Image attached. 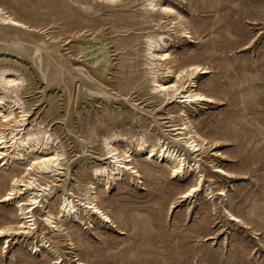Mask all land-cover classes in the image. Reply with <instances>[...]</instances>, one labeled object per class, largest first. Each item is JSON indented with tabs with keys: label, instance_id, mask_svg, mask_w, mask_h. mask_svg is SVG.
Segmentation results:
<instances>
[{
	"label": "rangeland",
	"instance_id": "obj_1",
	"mask_svg": "<svg viewBox=\"0 0 264 264\" xmlns=\"http://www.w3.org/2000/svg\"><path fill=\"white\" fill-rule=\"evenodd\" d=\"M161 2L175 12H147L145 0H0L24 24L0 25V68L23 79L18 95L29 111L26 130L48 131L49 146L64 154L57 177L37 178L55 180L40 197L44 206L35 209L41 237L11 232L0 238V264H264V0ZM149 34L168 41L169 66L194 62L208 71L195 81L212 102L185 108L152 92L143 38ZM88 43L105 49L89 53L95 48L84 51ZM185 124L203 138L196 137L202 151L175 140L172 129ZM108 133L125 136L115 144L131 148L140 172L135 180L129 171L109 184L93 179V169L107 164L101 144ZM141 137L148 138L146 147L149 138L161 137L199 169L173 176L171 166L137 150ZM41 151L16 163L0 161V227L23 221L15 201L2 196L13 170L26 176ZM199 174L201 190L182 197ZM92 180L114 225L87 219L82 192ZM222 188L227 195H219ZM64 195L80 205L81 218L58 220L61 230L54 231L43 216ZM228 210L241 221L231 222Z\"/></svg>",
	"mask_w": 264,
	"mask_h": 264
},
{
	"label": "bare ground",
	"instance_id": "obj_2",
	"mask_svg": "<svg viewBox=\"0 0 264 264\" xmlns=\"http://www.w3.org/2000/svg\"><path fill=\"white\" fill-rule=\"evenodd\" d=\"M106 1L112 4L115 0ZM161 1L162 0H145L146 3L143 5L144 9L150 13L159 12L160 14L162 13L167 15L175 12L176 9H174L173 6L169 5L167 2L162 3ZM0 25L14 29H21L24 27L22 22L6 14L2 8H0ZM143 38L145 39L144 56L147 58V62L145 64L149 67L150 74L153 76V85L151 86V90L152 92L164 95L162 102L176 99L182 103L185 108L188 105L193 107L196 102H212V97L199 92L196 88V77H198L199 74L208 72L207 70L203 71V69H205L204 67L201 68L200 64L193 62L185 64L178 69H174L168 65L170 63L168 59L171 54L169 53L170 49L168 47V41L164 35L149 34ZM104 45L96 46L92 43H88V45L85 46L84 51L95 48L89 53L94 51L101 52L105 49ZM163 66L165 69H163L164 71L161 72V74L164 76L160 77L159 71H162L160 68ZM10 70L11 69L5 67L0 68V87L5 90V93H7L0 96V161L6 160L5 164H9L10 162L16 163V160L24 159L27 154H30L35 150L38 152V149L39 151L42 149V154L35 155L30 159V163L27 164L28 168L25 169L26 176L19 177L17 176V172L13 170V175L11 177L12 184L6 194L2 197L4 198L3 201H15L16 209L23 221L19 222L20 225L18 227H13L11 225L0 227V238L3 237L6 239L7 235L11 232L22 233V236H24L25 239L34 234H38V236L41 237L42 234L38 232V222L35 209L38 206H44L40 197H42L47 191L48 194H50L52 189L50 183H55V180H52L51 182L49 180L51 179V176L57 177L60 174L59 172L62 169L61 165L64 154L55 148L53 149L51 145L49 146L48 142H50L52 136L48 133V131L42 130L41 128L26 130L28 128L25 127L26 123H24V118L29 111L22 105V103H20L21 98L19 97L20 95H18L22 78L20 79V76L17 77L10 75L9 72H12ZM166 77H172L174 80L165 81L167 80L165 79ZM12 94H15L16 98H14ZM15 106H18L17 109H22V111H20L22 112L21 115H17L18 113L16 112L17 109H15ZM180 112L182 115L187 114V111L184 108H181ZM185 125V128L175 127L172 129V131H177V133L174 134L176 135L175 140L182 141L184 146L188 148L189 151H193L194 153L202 151L203 147H205L202 142L203 138L198 132L191 131L187 124ZM7 130L9 131L8 133ZM184 130L187 131L185 132ZM109 134L110 133H108L107 136L104 135L101 144L103 146L102 155L104 156V159L107 160V164L98 165L93 169V179L101 180V178H105L107 180V184H109L111 182H116L117 178L126 176V172L129 171V178L135 180L136 177L140 175V172L136 169V166L132 165L133 159H131V157L133 152L131 148H129L126 144L121 150V147L119 148L115 144L116 142L119 143L120 141H123L125 136L119 133ZM197 136L201 138V142L196 139ZM149 139L151 140V144L148 147H146V144L149 141L148 138L141 137L137 139V150L139 148V150L144 149L147 155L146 160L157 157L165 163L164 165L171 166V173L176 177L184 175L186 167L189 171L199 169L197 166L198 162L196 160H188L187 157H184L183 154L179 153L178 149L176 150V148L169 146L168 143L162 140L161 137ZM41 145H43L44 148H41ZM144 169L146 172L150 171L149 168ZM216 173L226 175L228 172L223 169H217ZM1 176L2 175H0V178ZM38 177H43L44 179L49 178V180L39 182V179H37ZM202 177L203 175L201 174L200 180L184 192L182 197L189 198L201 190L203 186ZM95 189L96 181L92 180L82 192L84 196H87V201L85 203L87 219H91V221L99 219L100 222L114 225L115 222L113 218L99 206L97 202L98 196L96 195L97 192ZM224 191V188L220 189L219 195H227ZM212 192L213 191H211V194ZM23 196H26V198H23ZM79 206L80 205L76 204L70 197L64 195L59 207L56 210H54L51 206L46 208V214L43 218L50 225V227L54 229V231H58L61 230L62 227L58 224V220L62 221L63 218L72 217L74 215L76 218H81ZM227 212L231 222L241 221V219L234 213H231L229 210ZM42 239L44 243H48V241H45L44 237ZM34 247L36 248L38 246ZM49 247L53 248L50 244Z\"/></svg>",
	"mask_w": 264,
	"mask_h": 264
}]
</instances>
